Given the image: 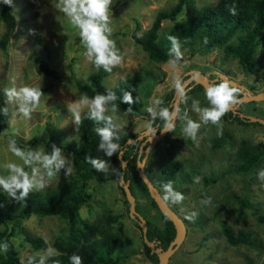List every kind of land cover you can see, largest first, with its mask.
Wrapping results in <instances>:
<instances>
[{"label":"rangeland","instance_id":"obj_1","mask_svg":"<svg viewBox=\"0 0 264 264\" xmlns=\"http://www.w3.org/2000/svg\"><path fill=\"white\" fill-rule=\"evenodd\" d=\"M174 1L112 0L109 8L110 27L113 29L110 39L116 42L123 59L110 72L105 71L102 83L112 87L118 79L132 73H139L142 77L136 91L140 101L137 110L126 112L118 108L113 113L112 105H106L108 111L105 115L114 116L113 123L116 127L113 129L117 133L131 132L137 135L148 127L150 134L155 126L151 123L152 117L146 108L153 107L156 112L157 105L153 104V99H163L170 91L172 97L168 102L172 105L179 92L175 81L178 79L183 84L185 93L188 89L185 88L186 85L192 81V76L188 75L189 70L197 71L199 76L207 79L223 73L224 77L251 85L253 91L264 89V38L252 57L251 71H245L238 63L233 38L223 44L199 48L192 53L185 47H180L183 58L175 69L168 64L170 59L150 60L146 51L133 41L131 34L133 31L141 33L152 21L156 10L167 8ZM194 1L200 6L215 0ZM58 2L59 0L9 2L15 17V27L7 48H0V93L9 109L7 126L0 133V176L9 174L7 163L22 164L9 151L7 136L20 138L23 142L30 138L47 140L48 129L52 128V139L49 141L52 145L80 139L72 114L68 111L69 106L83 96L73 79L86 80L87 74L103 68H97L88 60L79 37V29L71 25L68 18L59 11L56 7ZM119 6L121 10L117 11ZM183 15L184 12L180 11L174 19L161 20L159 34ZM3 29L4 23L0 18V33ZM261 33L264 34V27ZM37 57L42 58L53 70L52 75L39 70ZM22 86L40 87L44 93L41 105L31 119L24 118L18 111L17 102H8L4 94L6 87L19 89ZM181 96L180 93L178 102ZM194 100L198 101V108L211 107L204 89L192 91L186 100L185 120L179 123L173 120L174 127L171 131H165L150 142L143 164L144 173L157 182L158 177L155 175L161 165L169 160L180 162L179 169L172 178L156 184L162 197L166 195L163 185L169 181L172 191L184 196L182 202L172 203L171 198L166 201L185 224V235L168 257L167 264H264V181L258 179L259 171L264 169V154L258 164L245 173L236 171L234 156L241 140L264 142V124L253 123L256 121L243 124L235 118L226 119L223 116L221 135H217V127L209 122L207 125L201 124L196 133L197 140L193 141L182 129L188 119L200 122L201 114L194 110ZM236 108L242 113L264 118V100L240 101ZM17 146L25 151L41 150L47 154L52 151V146L48 145L25 143ZM62 156L71 162L72 172L70 175L65 174L69 167L66 163L47 187H57L73 174L70 154L62 150ZM25 170L31 174L30 168L25 167ZM102 170L105 174H112V178L103 181L95 178L86 180L84 189L88 197L86 203L78 209L79 217L97 224L106 215L118 214L116 220L109 223V228L121 239L120 247L112 254L111 264H157L145 255L141 230L136 225V220L128 215L126 197L119 187V179L115 177L116 165L106 164V168ZM148 195L134 189L135 209L144 218L160 226L162 219L158 209L151 205ZM238 198H242L244 204ZM22 223L28 233L41 240L42 246L33 248L21 234L14 232L9 240L16 250L18 264H31L28 257H44L50 254L49 249L54 250L52 254L57 253L53 241H61L68 232V220L58 215L30 214ZM223 224L233 232L251 231L256 238L255 244L229 243L221 231ZM4 244L0 243V246Z\"/></svg>","mask_w":264,"mask_h":264},{"label":"trees","instance_id":"obj_2","mask_svg":"<svg viewBox=\"0 0 264 264\" xmlns=\"http://www.w3.org/2000/svg\"><path fill=\"white\" fill-rule=\"evenodd\" d=\"M235 5V15L229 12V8ZM183 11V17L175 20L170 26L159 34L160 22L163 19H174L176 15ZM0 18L4 23V29L0 33V48H7L9 39L15 27V17L11 10L10 4H5L1 0ZM138 24L136 23V26ZM264 27V0H215L212 3L197 6L194 0H175L167 8L156 10L150 24L141 32L133 31L131 36L133 41L138 44L147 53V57L153 61H166L175 57L174 53H170L171 42L168 36L178 38L180 47H185L192 53L199 48H206L211 45H219L225 43L230 38L234 40V51L237 61L245 71L252 70V57L256 47L264 38L261 33ZM37 66L39 70L46 74L52 75L53 70L50 69L42 58L37 57ZM106 74L104 69H99L93 73L87 74L86 80L73 79L77 90L89 98L96 94L107 95L111 90L116 94L117 99L109 102L115 104L119 109L137 110L140 105L139 98L136 96L137 86L142 81L139 73H132L118 79L112 87L105 86L102 78ZM212 75L209 79H212ZM222 81L217 77L211 81V84H218ZM239 82H242L241 80ZM192 81L186 85L188 88L185 95L181 96L177 104V110L174 116L175 123L184 121L186 118V100L195 89H203L199 83L192 84ZM245 84V83H244ZM191 85V86H190ZM250 92H253L252 86L245 84ZM185 87V88H186ZM125 92H130L133 103L128 105L122 102ZM172 91L166 93L162 103L157 105L156 118L151 119V123L156 127L155 131L163 125L164 121L159 117L161 108L167 107L169 111L172 105L168 100L172 97ZM240 92L238 93L239 96ZM7 108L3 95L0 93V109ZM8 109V108H7ZM233 113L229 110L224 115L226 119L235 118L239 123H252L241 118L237 112ZM8 114L4 115L0 111V133L7 126ZM83 122L75 125L80 139L78 141H68L62 144H55L63 151L70 154L73 164V174L57 187H46L42 191H31L27 197L21 200H14L8 197L6 193L0 190V243L8 245L7 252H0V264H18V257L9 236L17 232L28 241L33 248L42 246L41 240L28 233L22 221L30 214L37 215H58L68 220V232L64 238L54 240L53 245L58 250V254H49L44 257L31 256L27 260L31 264H71L70 257L78 255L82 258V264H111L113 262L112 254L121 245L119 236L109 228V223L116 220L118 214L106 215L102 222H90L79 217V207L86 203L88 194L84 186L89 178H95L103 181L112 178V174H105L102 169L93 168L86 157L104 161L105 164H115L117 167L115 177L118 180L122 174L123 179L128 180V187L134 195V189H138L148 195L146 185L140 178L135 169L137 158H141L142 151H138L137 141L128 142L129 137H135L131 132L124 134L117 133L114 129L113 143L120 144L121 158L126 162L121 167L119 151L111 157L105 155L103 149H98L100 137L94 131L95 127H105V122L100 121L98 124L87 119V111L82 112ZM253 123H257L253 122ZM259 123V122H258ZM8 139H15L17 145L21 146L25 143L37 144L39 146H52L49 141L52 139V128L48 129V139L38 140L30 138L28 141H22L20 138L7 136ZM115 137H119L117 140ZM147 142L143 144V147ZM264 154V142L251 143L241 140L235 149L236 171L245 173L255 167ZM180 162L178 160H169L160 166L156 171L155 177L157 182L149 180L157 186L158 183L167 182L169 178L178 171ZM204 181H207L204 178ZM157 184V185H156ZM119 187L123 192L121 185ZM159 190V189H158ZM160 192V190H159ZM162 195V193L160 192ZM19 196V194H16ZM149 196V195H148ZM150 203L157 208L151 197ZM240 203L244 204L242 198H238ZM128 209L127 199L125 200ZM158 209V208H157ZM162 219V225H157L145 218L146 236L156 242V246L162 249L167 246L174 235V227L172 222L158 210ZM263 219V217H260ZM136 225L139 227L137 221ZM8 227V228H7ZM141 230V228L139 227ZM226 240L229 243L237 244L246 242L254 245L256 238L249 230H233L223 224L221 229ZM143 250L145 255L153 262L158 263L155 252H149V247L143 242ZM258 246V244H256ZM260 246V244H259Z\"/></svg>","mask_w":264,"mask_h":264},{"label":"clouds","instance_id":"obj_3","mask_svg":"<svg viewBox=\"0 0 264 264\" xmlns=\"http://www.w3.org/2000/svg\"><path fill=\"white\" fill-rule=\"evenodd\" d=\"M5 4H9L10 0H3ZM112 0H59L57 8L61 11L69 20L71 25L79 29V37L85 48V55L89 61H91L97 68H103L105 71H111L114 67L122 63V55L117 49L116 42L110 39L113 29L110 27L111 19L109 16V8ZM229 12L235 15V5L229 8ZM168 40L171 42L170 53L175 54L174 59H170L168 64L175 69L183 58V54L180 51V43L177 37L168 36ZM176 89L184 94V89L181 86V82L176 79ZM240 89L233 85L229 80L223 79L220 83L209 84L205 88V96L211 107H205L203 109L196 107L198 101H193L194 110L200 113V122L188 119L186 126L182 129L184 134L190 137L193 141L197 140L196 133L201 128V124L207 125L211 122L218 129L217 135L222 134L223 124L222 117L229 112V110L240 103L238 99V93ZM4 94L8 102L15 100L18 105V111L26 119H31L32 114L40 107L41 98L44 93L40 87L22 86L19 89L5 88ZM116 94L109 90L107 95L96 94L94 97L89 98L87 95L81 96L78 101L73 102L68 111L72 114L75 125L79 126L84 117L82 112L87 108V119L99 123L105 122V127H95L94 131L100 137V143L98 149H103L106 156L111 157L114 153L120 150V144L113 143L114 138L113 120L114 116L105 115L108 111L106 105L109 102L116 100ZM122 102L128 105L133 103V98L130 92H125L122 97ZM162 100L159 98L153 99V104L159 105ZM4 115L8 114V109L5 107L0 109ZM111 111L113 113L118 111V107L112 104ZM129 107L126 112H131ZM146 111L154 120L156 118V112L153 107H147ZM159 117L165 122L164 130L171 131L174 127V113L170 112L167 107L161 108L159 111ZM117 140L119 137H115ZM9 151L17 157L22 164L16 162H9L6 164L8 170L7 176H0V189L7 193L8 197H12L14 200H21L27 197V195L33 191H42L48 184L57 177V173L66 163L69 167L66 170V175H70L72 172L71 162L64 156H62V149L55 144L52 145L51 154H47L44 151L32 150L25 151L17 146L15 139H9ZM93 168L100 170L105 169L106 164L104 161L92 159L86 157ZM37 166H33V165ZM25 167L31 169V174L25 170ZM41 169L43 171H41ZM196 179H199L197 177ZM258 179L264 181V169L258 173ZM166 195L163 196L164 201H168L170 198L172 203L182 202L184 196L179 192L172 191L171 181L163 185ZM19 192V196L16 193ZM210 199V198H209ZM191 219V217H188ZM0 249L7 252L8 245L4 244L0 246ZM54 250L49 249V253L52 254ZM58 254V253H56ZM71 264H82V258L78 255H73L70 258Z\"/></svg>","mask_w":264,"mask_h":264},{"label":"water","instance_id":"obj_4","mask_svg":"<svg viewBox=\"0 0 264 264\" xmlns=\"http://www.w3.org/2000/svg\"><path fill=\"white\" fill-rule=\"evenodd\" d=\"M117 11L121 10L120 6L116 8ZM192 70L188 71V75L192 76V84L193 83H199L202 85L204 91L205 88L211 84V81L216 79L217 77L223 79L229 80L233 85L237 86L240 89V94L238 96V99L240 101H249V100H264V89L250 92L245 84L242 82H239L237 80H234L232 78L224 77L223 73H218L217 76L213 77L212 79H207L205 77H201L197 74V71L191 72ZM191 84V85H192ZM190 85V86H191ZM183 86V84H181ZM188 87V86H187ZM186 87V88H187ZM180 92L177 93L176 97L173 99L172 103V109L170 112L176 113L177 110V104L179 100ZM238 105V104H237ZM237 105L233 106L230 110H232L233 113L236 112ZM237 114L248 121H257L261 124H264V118L253 116L249 114L242 113L240 111L237 112ZM164 124L159 128V130L155 131L153 130L150 134L147 135V132L149 130L148 127H145L143 130H141L135 137H129L128 142L135 141L136 139H140L144 136L143 139H141L139 145H138V151H142L141 158L136 159L135 163V169L137 170L138 175L146 185L147 191L149 196L153 199L155 202L158 210L165 215L173 224L174 227V235L172 239L169 241L167 246L165 248H161L160 246H156V242L154 240L149 239L146 236V225H145V218L135 209L134 206V195L131 193L129 187H128V180L123 179L122 174L120 175V178L118 180V183L121 185L124 195L128 202V215L137 221L139 227L141 228V237L143 242L149 247V252H155L157 255L158 263L157 264H167L168 257L172 253V251L177 247V245L181 242L185 235V224L182 218L168 205L166 201L163 200L162 195L160 194L158 188L148 179L146 174L143 170V164L144 159L146 155L147 148L150 144V142L158 137H160L164 132ZM146 143V145L143 147V144ZM119 158L121 160V167L124 166L126 160L121 158V150H119Z\"/></svg>","mask_w":264,"mask_h":264},{"label":"flooded vegetation","instance_id":"obj_5","mask_svg":"<svg viewBox=\"0 0 264 264\" xmlns=\"http://www.w3.org/2000/svg\"><path fill=\"white\" fill-rule=\"evenodd\" d=\"M156 129V127H153L152 129H151V132L153 131V130H155ZM149 133L147 132V135H148ZM144 136L145 135H143V137H141L140 139H143L144 138ZM140 139H136L134 142H136L137 140H140ZM141 141V140H140ZM140 141H139V143H140ZM132 142V141H131ZM139 145V144H138Z\"/></svg>","mask_w":264,"mask_h":264}]
</instances>
